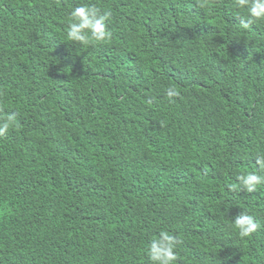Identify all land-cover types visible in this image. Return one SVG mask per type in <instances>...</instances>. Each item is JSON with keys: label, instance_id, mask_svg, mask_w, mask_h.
<instances>
[{"label": "trees", "instance_id": "obj_1", "mask_svg": "<svg viewBox=\"0 0 264 264\" xmlns=\"http://www.w3.org/2000/svg\"><path fill=\"white\" fill-rule=\"evenodd\" d=\"M81 3L113 13L107 44L66 38ZM232 0H0V264H264V23ZM176 85L174 103L165 90ZM264 175V173H260Z\"/></svg>", "mask_w": 264, "mask_h": 264}, {"label": "clouds", "instance_id": "obj_2", "mask_svg": "<svg viewBox=\"0 0 264 264\" xmlns=\"http://www.w3.org/2000/svg\"><path fill=\"white\" fill-rule=\"evenodd\" d=\"M233 15L239 20L241 31L252 30L253 25L264 23V0H232ZM111 10L102 9L94 4L81 3L72 8L67 18L66 38L72 44L81 47L103 45L110 42L112 32L109 24L112 21ZM165 98L174 103L181 93L176 85H170L165 90ZM17 126V113L0 114V138L5 137L11 128ZM257 170L241 173L236 177L238 184L230 188L239 187L241 191L254 193L264 186V152L255 155ZM239 238L251 237L258 230L264 228L253 215L243 211L231 220L230 225ZM180 241L168 231H160L147 247V255L151 264H177L180 257L177 251Z\"/></svg>", "mask_w": 264, "mask_h": 264}]
</instances>
